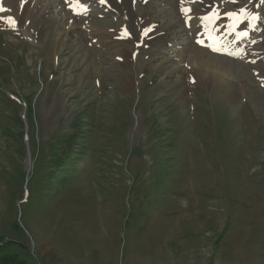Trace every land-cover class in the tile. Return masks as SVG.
<instances>
[{"label":"rangeland","instance_id":"rangeland-1","mask_svg":"<svg viewBox=\"0 0 264 264\" xmlns=\"http://www.w3.org/2000/svg\"><path fill=\"white\" fill-rule=\"evenodd\" d=\"M136 1L0 0V260L264 264V2Z\"/></svg>","mask_w":264,"mask_h":264},{"label":"bare ground","instance_id":"bare-ground-1","mask_svg":"<svg viewBox=\"0 0 264 264\" xmlns=\"http://www.w3.org/2000/svg\"><path fill=\"white\" fill-rule=\"evenodd\" d=\"M7 0H4V2H6ZM16 1H18V2H20V3H24L25 2V0H16ZM46 1V6H45V10H46V12H44V18H46V14H47V9H49V7L51 6V5H54V2L55 1H57V0H45ZM61 1V0H60ZM80 1V0H79ZM137 1H139V2H137ZM136 2V11L140 14V19H141V22H142V24H143V26L144 27H147V31H149L148 32V35H147V38H148V44L149 45H152V46H155V45H157L158 43H159V41H161L162 40V38L164 37V32L163 31H161L162 29H160L158 26H157V24L155 23V22H153V20H152V14L153 13H150V11H151V9H150V7L148 8V9H146L147 10V12L145 13H143L142 14V12L141 11H143L144 9H142V8H139L143 3H145V2H147V0H137ZM78 2V1H77ZM125 2H126V4L127 5H129L128 4V2H129V0H125ZM139 3H141V5L139 4ZM186 4V3H185ZM83 5V4H82ZM151 6V5H150ZM187 7V6H186ZM186 7H184V9L186 8ZM51 9V8H50ZM86 9L87 8H85L84 7V5H83V7L79 4V3H76L75 5H73V6H71V5H68L67 6V8H66V10H67V16H68V18H67V20H66V23H65V32H66V37H69L72 33H77L78 32V30H81V29H83V27H81V25H80V23L81 22H83L85 19H86V17L85 18H83L80 14L81 13H84V12H86ZM63 10V9H62ZM186 10H187V8H186ZM212 15L215 13V11H219V10H217L216 8H214V9H207ZM37 13L38 14H41V10H37ZM74 14H77V15H80V16H78V25L76 24H74V21H73V19L74 18H72V16L74 15ZM217 15V14H216ZM215 15V16H216ZM249 16V15H248ZM207 17H209V16H207ZM251 19H252V22H255V19H253V17L254 16H249ZM239 17L238 16H236V20L238 19ZM209 20H210V18H209ZM214 20V19H213ZM71 21V22H70ZM86 21V20H85ZM104 21V20H103ZM96 22H97V20H96ZM107 22V21H106ZM108 23V22H107ZM234 23H236V22H234ZM103 24V23H102ZM42 25H44V24H42ZM96 25H98V24H96ZM105 25V24H104ZM173 25V23L171 22V23H169V28L171 29V27H173L172 26ZM176 25V24H175ZM82 26H86V28H87V30L91 33V34H94V35H100V32H99V30L98 29H94V28H92V27H90V26H88V25H86V23H82ZM108 25H105V27H104V29H106V27H107ZM253 26V25H252ZM85 28V27H84ZM101 28V27H100ZM111 28V33H109V32H106L105 34H108V35H110V36H112L113 38L115 37H117V38H120V40L121 41H125V39H124V37H123V32L120 30V28L119 27H117V26H112V27H110ZM174 28V27H173ZM238 28V27H237ZM102 29H103V27H102ZM102 29H100V30H102ZM208 29H209V27H208ZM146 31V30H145ZM237 31H238V29H237ZM207 32V31H206ZM221 33V32H220ZM233 33V32H232ZM235 33V32H234ZM105 34H103V35H105ZM207 34V33H206ZM124 35H125V33H124ZM174 35V34H173ZM232 36H233V34H231ZM237 35V34H236ZM239 36V35H238ZM81 37H83V35H81ZM166 38V37H165ZM219 38V37H218ZM234 38V37H233ZM242 38V37H241ZM234 40H235V38H234ZM234 42V41H233ZM233 44V43H232ZM235 44V43H234ZM126 49L124 50V51H119V52H121V53H117L116 54V52H115V54L117 55V56H122V57H124L126 60H128L129 61V57H131V49L126 45V47H125ZM111 55H113L112 53H111ZM107 58H110L109 57V55H108V57ZM200 60H201V62H203L204 64H206V65H208V64H212V65H222L221 64V60H219V59H203V57H200ZM127 61V62H128ZM99 62H100V60H98V61H96L95 62V66L96 67H98V65H99ZM130 64V63H129ZM150 64V63H149ZM131 65H132V63H131ZM99 68V67H98Z\"/></svg>","mask_w":264,"mask_h":264},{"label":"trees","instance_id":"trees-1","mask_svg":"<svg viewBox=\"0 0 264 264\" xmlns=\"http://www.w3.org/2000/svg\"><path fill=\"white\" fill-rule=\"evenodd\" d=\"M0 264H29L26 261L18 260L12 257H7L0 260Z\"/></svg>","mask_w":264,"mask_h":264},{"label":"snow or ice","instance_id":"snow-or-ice-1","mask_svg":"<svg viewBox=\"0 0 264 264\" xmlns=\"http://www.w3.org/2000/svg\"><path fill=\"white\" fill-rule=\"evenodd\" d=\"M101 2L103 3L104 0H101ZM262 2H264V0H262ZM6 11H9V9L3 7L2 4H0V12H6ZM241 11H244L243 9ZM230 17H235V14L234 13H230L229 14ZM253 19H255V17H253ZM7 22L10 23V24H15L16 23V20L14 17H8L7 18Z\"/></svg>","mask_w":264,"mask_h":264}]
</instances>
